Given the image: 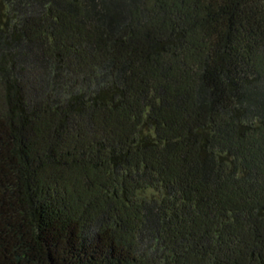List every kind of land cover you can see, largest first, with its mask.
<instances>
[{
  "label": "trees",
  "instance_id": "1",
  "mask_svg": "<svg viewBox=\"0 0 264 264\" xmlns=\"http://www.w3.org/2000/svg\"><path fill=\"white\" fill-rule=\"evenodd\" d=\"M0 264H264V0H0Z\"/></svg>",
  "mask_w": 264,
  "mask_h": 264
},
{
  "label": "rangeland",
  "instance_id": "2",
  "mask_svg": "<svg viewBox=\"0 0 264 264\" xmlns=\"http://www.w3.org/2000/svg\"><path fill=\"white\" fill-rule=\"evenodd\" d=\"M147 194H151V190H148V191H147Z\"/></svg>",
  "mask_w": 264,
  "mask_h": 264
}]
</instances>
